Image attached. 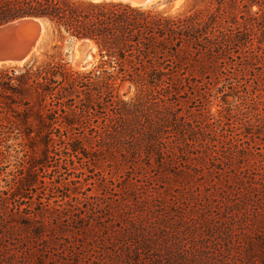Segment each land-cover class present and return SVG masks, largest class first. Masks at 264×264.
<instances>
[{
	"label": "trees",
	"instance_id": "obj_1",
	"mask_svg": "<svg viewBox=\"0 0 264 264\" xmlns=\"http://www.w3.org/2000/svg\"><path fill=\"white\" fill-rule=\"evenodd\" d=\"M201 1L200 6L169 14L156 6L113 1L0 0V25L30 17L46 19L72 38L90 39L100 58L88 73L55 61L0 71V134L14 128L44 145L42 158L34 159L24 180L27 188L48 168L49 152L64 144L90 162L87 151L109 149L121 156V163L161 169L164 178L178 159L208 161L214 164L210 171L216 169L233 187L264 198V168L258 169L250 145L256 131L264 129V109L260 111L257 101L264 103L260 37L264 0ZM253 4L260 6L259 12L252 11ZM250 80L257 81V88L247 96ZM126 83L136 88L129 100L120 95ZM218 84L239 94L235 111L229 108L213 114L210 108L183 109L184 102L208 100L210 89ZM9 93L16 98L8 97ZM34 107L37 111L31 115ZM56 156L58 164V151ZM191 176L192 171L179 169L173 178L191 181ZM11 190L15 188L0 191V264L5 255L14 257L11 252L29 241H54L57 232L68 228L57 222L60 218L75 224L76 236L94 230L93 221H87L82 212L67 215L69 210L50 207L41 197L34 208L21 203L27 198L24 195L10 207L4 196ZM233 206L231 216L240 214V203ZM124 214L131 224L165 228L156 226L161 219L147 222L152 217L145 216L139 221L138 215L124 209L118 213L119 220ZM169 228L177 238L174 223ZM145 249L143 244L137 246L128 257L131 264L141 262ZM173 253L175 258L177 252ZM118 258L119 263H127L122 255Z\"/></svg>",
	"mask_w": 264,
	"mask_h": 264
},
{
	"label": "rangeland",
	"instance_id": "obj_2",
	"mask_svg": "<svg viewBox=\"0 0 264 264\" xmlns=\"http://www.w3.org/2000/svg\"><path fill=\"white\" fill-rule=\"evenodd\" d=\"M117 1L128 3V0ZM245 1L251 3V0ZM200 5L201 0H156L149 1L146 6L177 14ZM260 9L259 5L253 4V12ZM260 37L264 44V33ZM78 44L75 38L47 23L40 47H37L29 64L55 61L75 72L88 73L99 63L98 50L92 66L81 69L75 64ZM23 67L0 66V71H19ZM256 82L249 81L247 96L255 92ZM241 92L244 93L242 87ZM135 94L136 88L131 84L126 83L120 88L124 100L133 98ZM209 94L208 100L198 98L197 101L184 102L183 109L198 111L210 108L213 114H217L229 108L235 111L240 103L239 94L231 92L223 84L215 86L213 91L210 89ZM30 95L29 90L26 98L30 99ZM7 96L16 98L10 93ZM257 101L261 111L264 103ZM248 102L253 103L251 99ZM36 111L37 107H34L31 115ZM9 118L16 120L11 113ZM21 118L18 116L19 120ZM256 133L254 143L250 145L254 148L258 169H263L264 129ZM242 139L246 141L245 137ZM43 148L38 139L31 141L14 128L0 134V191L15 188L4 196L8 198L10 207H13L14 200L24 195L27 198L21 199V203H28L33 208L41 197L50 203V207L60 205L69 210L65 212L67 215L82 212L87 221H93L94 230L76 236L73 234L76 232L75 224L68 225L62 222L64 218H60L57 222L68 228L57 232L54 241H29L24 248L11 252L15 253L14 257L5 255L1 264H121L118 255L127 262L123 264H131L128 257L140 244L146 249L138 264H264V198L230 185L228 179L217 175L216 169L210 171L214 164L178 159L164 178L161 169L156 172L144 164L121 163V156L109 149L87 151V156L92 159L90 162L60 144L57 150L49 152L48 168L38 171L36 183L27 188L24 180L32 171L34 159L42 158ZM56 151L61 157L58 164L54 160L58 158ZM179 169L192 171L191 181L173 178ZM235 203H240L241 213L231 216ZM121 209L138 215L139 221H143L145 216L152 217L147 222L161 219L156 226L161 228L164 224L165 228L155 230L149 223L131 224L126 221L125 214L119 220ZM83 223L86 222L81 225ZM171 223L175 225L177 238L169 228ZM127 224L129 226L125 227ZM173 252H177L175 258Z\"/></svg>",
	"mask_w": 264,
	"mask_h": 264
},
{
	"label": "water",
	"instance_id": "obj_3",
	"mask_svg": "<svg viewBox=\"0 0 264 264\" xmlns=\"http://www.w3.org/2000/svg\"><path fill=\"white\" fill-rule=\"evenodd\" d=\"M34 20L35 24L31 25L35 35L29 42L20 41V35L25 33L24 21ZM46 23H50L42 18H23L0 25V66L14 65L25 66L30 63L35 53V41L39 34L45 31ZM83 45L92 42L90 39H81ZM93 43V42H92Z\"/></svg>",
	"mask_w": 264,
	"mask_h": 264
},
{
	"label": "bare ground",
	"instance_id": "obj_4",
	"mask_svg": "<svg viewBox=\"0 0 264 264\" xmlns=\"http://www.w3.org/2000/svg\"><path fill=\"white\" fill-rule=\"evenodd\" d=\"M98 1H113V0H98ZM149 1H156V0H128V3L133 5V6H146L149 3ZM113 2H119V1L115 0ZM35 23H36V21L30 20V19L24 21L25 33L20 35V37H21V38H19L20 41H24V42L31 41V39L35 35L34 30L31 29V25H33ZM44 26H46V25H44ZM43 33H44V29L39 34V36L37 37V39L35 41V49H34L35 52L37 50V47L39 46L40 39H41ZM79 51H80V53H79ZM96 51H97V47L94 43L89 42V43H85V45H83L82 42L79 41V44L77 45V48L75 50V64H76V66L81 68V69L90 68L95 61V52ZM7 66H14V65H7Z\"/></svg>",
	"mask_w": 264,
	"mask_h": 264
}]
</instances>
